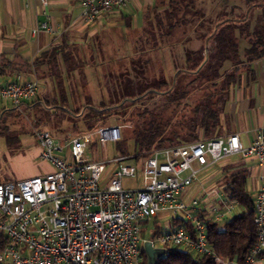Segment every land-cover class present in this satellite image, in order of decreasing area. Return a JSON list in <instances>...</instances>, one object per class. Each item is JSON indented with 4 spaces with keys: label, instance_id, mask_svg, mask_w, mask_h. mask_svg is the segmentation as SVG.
<instances>
[{
    "label": "built area",
    "instance_id": "2783aa9c",
    "mask_svg": "<svg viewBox=\"0 0 264 264\" xmlns=\"http://www.w3.org/2000/svg\"><path fill=\"white\" fill-rule=\"evenodd\" d=\"M45 3L46 0H43ZM128 0H81L80 18L91 26ZM50 30L43 22L32 30ZM40 80L21 75L0 86V102L23 111L37 98ZM39 158L53 166L51 172L26 179L0 182V264H143L144 244L155 248L175 246L213 256L216 264H264V171L254 197V223L258 239L243 261L231 260L208 244L206 221L198 215L200 200L183 195L204 168L232 156L255 158L264 168V130L246 145L237 133L159 148L136 164L119 156L118 168L106 184L101 180L109 161H92L86 153L99 143L119 142L123 125L113 122L69 138L36 130ZM198 164L194 168L193 164ZM141 173L138 188H125L124 177ZM161 211L172 219L185 214L191 228L178 226L153 238L141 236L142 226ZM234 214V205L219 209L214 221ZM1 241L5 244L1 246Z\"/></svg>",
    "mask_w": 264,
    "mask_h": 264
},
{
    "label": "trees",
    "instance_id": "16d2710c",
    "mask_svg": "<svg viewBox=\"0 0 264 264\" xmlns=\"http://www.w3.org/2000/svg\"><path fill=\"white\" fill-rule=\"evenodd\" d=\"M168 2L176 6L182 4L179 8L192 16L191 19L182 17L176 19L177 14L172 12L166 18L168 20L167 30L163 29L164 22L158 25L161 31L159 32V38L161 40L168 39L165 45L169 46V49L173 51V57L177 58L174 62L175 71L171 84L178 79L179 75L196 74V78L189 85L193 86L195 81L202 80L206 84V91L202 99L195 104L190 115L189 113L179 115L178 112L180 107L178 105H181V101L189 99L190 91L186 87L178 88L175 91H172V87H169L165 92H159L157 89H151L148 86L142 95L132 100L131 105L144 101L143 98L150 101L157 93L165 95L163 106L155 105L152 110L146 108L143 112L137 114L138 121L134 122L133 125V136L136 144L135 156L127 153V145L126 147L122 144L119 145L121 156L127 157L125 160L133 159L136 163H139L142 157L149 156L155 149L215 138L222 133L224 127L230 130L226 109L231 98L232 89L244 77L254 79L255 74L252 65L264 58V0H242L240 3H233L229 11L226 0H223L221 2L224 3L219 2L218 4L221 6V10L217 13H215V7L206 10L205 0H169ZM195 6L198 8L196 9ZM196 22L199 23V26L196 25L193 32L198 34L199 29L202 31L197 36L202 41V45L198 49L187 48V43L193 41L194 37L189 35L187 38L185 36L176 38V33L184 25L188 26ZM170 38L171 41H169ZM181 45H184V51L179 53L177 48ZM74 46V44L63 42L59 46L43 52L36 58L34 63L24 62V69H34L36 76L38 71L45 72L44 77L64 76V73L72 76L79 69L80 63L74 53ZM161 48L162 46H158L157 50ZM145 51V48L139 50L142 53ZM148 51H152L151 48ZM146 62L147 65L151 64L150 60ZM181 62H184L181 64L182 66L179 65ZM62 63L66 65L65 71L61 69ZM12 64L9 62L8 66ZM4 68L0 65V73H5ZM141 69L135 72L143 73V78L150 79L149 67L146 69L142 67ZM150 84L157 85L158 88L171 85L166 79L150 82ZM144 94H147V97L142 98ZM66 97L67 95L64 93L63 99L66 100ZM38 103L41 102L32 100L27 102L25 107L31 109ZM102 105V108H93L84 117L88 120L86 125L89 130L97 128L95 124L99 121L102 125L119 122L120 116H125L127 113V111L117 108L119 105L108 107L104 103ZM171 105H175L176 109L174 108L173 111L169 112ZM5 111L7 112L0 119V136L5 137L7 146L11 149L20 146L21 142V133L12 129L10 122L15 112L18 113L19 111L15 108ZM39 112L35 113L36 125L50 122L51 115L48 114V111L42 115ZM60 122L56 121L52 124L56 125L57 130H69L64 127L61 128ZM225 173L227 175L225 193L230 200L238 202L242 208L241 212L227 217L223 226L218 222L207 220L202 211L197 215L206 221L209 246L228 259L243 261L258 239L257 227L254 223V197L247 186L249 172L247 169L242 168L225 169ZM1 181L7 180L0 179ZM172 225L174 227L191 228L193 223L183 216H178L172 219ZM160 233V230H156V234ZM3 244H5V241H1V246ZM142 253L144 257L143 264H149L144 249ZM157 264L216 263L211 255L172 246L166 249V253L158 259Z\"/></svg>",
    "mask_w": 264,
    "mask_h": 264
},
{
    "label": "rangeland",
    "instance_id": "374dc122",
    "mask_svg": "<svg viewBox=\"0 0 264 264\" xmlns=\"http://www.w3.org/2000/svg\"><path fill=\"white\" fill-rule=\"evenodd\" d=\"M214 1H218L215 6V13H217L221 10V6L218 4L219 2L224 3L221 2L223 0H205L207 5V7L205 5V8L208 11ZM241 1L226 0L228 11L233 3H240ZM197 5L200 7L199 4ZM181 6L182 4L176 6L168 2L163 7L152 11L148 17L146 27L141 31H129L123 34L114 33L113 35L105 34L79 40L77 44H74V53L78 58V62H80L79 69L72 76L64 73V76L44 77L45 72L38 71L40 90L37 99L42 100V102L31 109H26L25 107L23 111L15 112V115L10 119L12 128L21 127L26 129L16 130V132L21 133L20 146L10 149L7 146L5 137L0 136V178L12 175L11 169L15 171L16 177L19 179L30 178L36 175L37 171L45 172L48 169V164L40 161L41 146L35 134L36 130L47 129L55 137L61 139L71 135H78L81 132L91 131L86 125L88 120L84 117L93 108H102L104 103L107 107L119 105L116 107L127 111L125 116H120L121 118H119V123L123 125V140L118 143L108 142L103 146L99 143L98 136H94L96 144L92 151L86 153V158L92 161H109L101 180L103 185L106 184L120 164L114 161L115 158L122 155L120 144L124 147L127 145V153L135 156L136 144L133 136V125L134 122L138 121L137 114L143 112L146 108L152 110L155 105L163 106L165 103V95L157 93L150 101L147 98H143L147 97V94H144L142 96L144 101L131 105L132 100L142 95L148 86L151 89H157L159 92H165L169 87H172V91L186 87L190 91L189 99L181 101V105H178L180 106L178 112L180 113L179 115L182 113H189L190 115L195 104L202 99L206 91V84L201 80L195 81L193 86L189 85L197 76L189 73L179 75L178 79L171 84L175 71L174 62L177 58L173 57V51L169 49V46L165 45L168 39L161 40L159 38V32L161 31L158 28V25L164 22L163 29L167 30L168 20L166 18L172 12L177 14L176 19L181 17L191 19V14L181 10ZM198 7L195 6L196 9ZM198 24L196 22L188 26L184 25L176 33V38L181 36L187 38L189 35L194 37L193 41L187 43V48L198 49L202 45V41L197 38L202 31L199 29L198 34L193 32ZM171 40L170 38L169 41ZM158 46H162V48L157 50ZM183 46H179L177 52H183ZM142 48L146 50L143 53L139 52ZM149 48L152 51H148ZM147 60H150L151 64L147 65ZM183 63L181 62L179 65L182 66L181 64ZM142 67H145V69L149 67L150 79L143 78V73L135 72L138 69L142 70ZM61 69L65 71L66 65L62 63ZM161 79H166L171 85L161 88H158L157 85H149L150 82H157ZM8 81L11 80L8 78ZM64 93L67 95L66 100L63 99ZM174 108L175 105H171L169 112L173 111ZM38 111H40L39 114L41 115L48 111V114L51 115L50 122L36 125L35 113ZM56 121H61V128L64 127L69 130H57L56 125L52 124ZM95 125L99 127L102 124L99 121ZM223 130H227L226 127ZM144 158L142 157L141 161ZM243 161L242 158L240 160V158L232 156L202 169L197 174L193 185L183 195V198L187 201L197 198L201 201L198 209L206 210L211 215H214L215 210L224 208L225 205H234V213L241 212L242 208L238 202L230 200L225 193V180L227 177L225 169H238ZM225 162L228 163L225 165ZM123 163L136 164L133 159L125 160ZM193 167L198 168L199 166L194 163ZM140 182V172L136 177L123 178V186L125 188H138ZM247 186L254 195L255 191L252 188L250 179L247 181ZM223 200L227 202L224 204ZM181 216L185 217V214L182 213ZM171 223L172 216L170 212L161 211L156 218L142 226L141 236L151 239L156 230H160L163 233L167 229V225Z\"/></svg>",
    "mask_w": 264,
    "mask_h": 264
},
{
    "label": "crops",
    "instance_id": "0c3cea01",
    "mask_svg": "<svg viewBox=\"0 0 264 264\" xmlns=\"http://www.w3.org/2000/svg\"><path fill=\"white\" fill-rule=\"evenodd\" d=\"M80 1L46 0L44 3L43 0H0V65L5 67V73H0V86L16 80L18 75H21L23 80L34 77V69H24V62L34 63L43 52L63 42L77 44L79 40L100 35L143 30L150 13L163 7L169 0H128L124 7L104 14L91 26L85 25L80 18ZM211 5L215 7L217 1ZM43 22L48 23L50 30H42L38 34L32 33V30ZM9 62L13 63V66H8ZM252 68L255 78L244 77L232 89L226 109L230 130H222L221 135L237 133L246 145L253 141L257 131L264 130V58L254 62ZM8 78L11 81H8ZM35 100L38 101L37 98ZM11 108L10 102H0V119L7 112L5 110ZM12 129L26 130L21 127ZM236 157L240 160L242 158ZM242 159L244 161L238 169L248 170V180L250 179L252 188L256 191L264 168L258 166V160L255 158ZM40 161L48 164V169L43 171L44 173L53 170L50 163ZM43 172L37 171L35 174H44ZM11 174L3 177L2 180L19 179L13 169ZM225 202L227 201L223 200L224 204ZM218 210H215L214 215L206 210L201 211L207 220L214 221ZM226 218L218 223L223 226ZM169 228H174L172 223L167 225L166 230Z\"/></svg>",
    "mask_w": 264,
    "mask_h": 264
},
{
    "label": "water",
    "instance_id": "95a60500",
    "mask_svg": "<svg viewBox=\"0 0 264 264\" xmlns=\"http://www.w3.org/2000/svg\"><path fill=\"white\" fill-rule=\"evenodd\" d=\"M144 251L148 257L149 264H157L158 259L166 253V249L155 248L149 241L144 244Z\"/></svg>",
    "mask_w": 264,
    "mask_h": 264
}]
</instances>
